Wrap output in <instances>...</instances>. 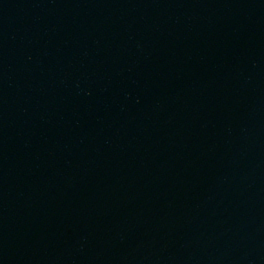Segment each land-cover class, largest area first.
I'll list each match as a JSON object with an SVG mask.
<instances>
[{
    "label": "water",
    "instance_id": "1",
    "mask_svg": "<svg viewBox=\"0 0 264 264\" xmlns=\"http://www.w3.org/2000/svg\"><path fill=\"white\" fill-rule=\"evenodd\" d=\"M0 264H264V0H0Z\"/></svg>",
    "mask_w": 264,
    "mask_h": 264
}]
</instances>
